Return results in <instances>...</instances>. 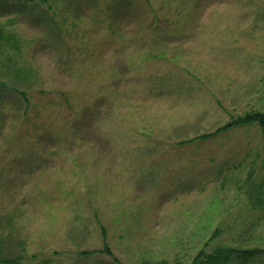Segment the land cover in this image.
Listing matches in <instances>:
<instances>
[{
    "label": "rangeland",
    "instance_id": "374dc122",
    "mask_svg": "<svg viewBox=\"0 0 264 264\" xmlns=\"http://www.w3.org/2000/svg\"><path fill=\"white\" fill-rule=\"evenodd\" d=\"M259 112L264 0H0V264L264 248Z\"/></svg>",
    "mask_w": 264,
    "mask_h": 264
},
{
    "label": "trees",
    "instance_id": "16d2710c",
    "mask_svg": "<svg viewBox=\"0 0 264 264\" xmlns=\"http://www.w3.org/2000/svg\"><path fill=\"white\" fill-rule=\"evenodd\" d=\"M251 125L260 126L262 130V136L264 137V113L261 112L247 113V115L243 117H237L230 123L226 124L223 128L218 129L214 134H219L235 127H247ZM208 243L209 242H207L206 245ZM206 245L204 246V249H202L193 258L191 264H264V259H262L260 255L264 253V248L253 247L252 249H238L234 247H228L218 248L212 253H207Z\"/></svg>",
    "mask_w": 264,
    "mask_h": 264
}]
</instances>
